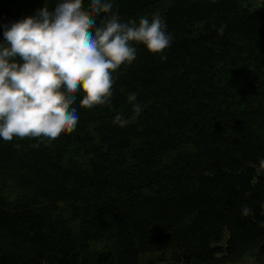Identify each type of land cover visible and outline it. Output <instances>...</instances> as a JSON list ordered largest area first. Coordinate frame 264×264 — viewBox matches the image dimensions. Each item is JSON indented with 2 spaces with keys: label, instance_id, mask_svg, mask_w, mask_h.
<instances>
[{
  "label": "trees",
  "instance_id": "16d2710c",
  "mask_svg": "<svg viewBox=\"0 0 264 264\" xmlns=\"http://www.w3.org/2000/svg\"><path fill=\"white\" fill-rule=\"evenodd\" d=\"M161 1L112 12L124 22ZM55 3L0 0V42ZM157 16L170 46L133 42L109 103L76 94L73 132L38 148L0 139V264L192 263L260 238L264 251V0H173Z\"/></svg>",
  "mask_w": 264,
  "mask_h": 264
},
{
  "label": "clouds",
  "instance_id": "9594fccd",
  "mask_svg": "<svg viewBox=\"0 0 264 264\" xmlns=\"http://www.w3.org/2000/svg\"><path fill=\"white\" fill-rule=\"evenodd\" d=\"M112 8V0H88L87 8L84 0H56L52 9L45 6L3 26L0 139H32L38 148L73 132L79 121L76 94H82L81 108L109 103L113 73L136 59L133 42L153 54L170 46L172 37L158 16L151 22L142 17L137 26L135 20L122 22ZM128 99L133 102L136 95ZM133 110L138 113L140 105ZM114 122L127 123L119 115ZM250 214L245 206L242 215Z\"/></svg>",
  "mask_w": 264,
  "mask_h": 264
},
{
  "label": "rangeland",
  "instance_id": "374dc122",
  "mask_svg": "<svg viewBox=\"0 0 264 264\" xmlns=\"http://www.w3.org/2000/svg\"><path fill=\"white\" fill-rule=\"evenodd\" d=\"M173 0H162L160 3L154 5L149 10L142 12L135 16L134 18L130 20H126L124 22H129L135 20L138 22L140 18H147L148 20L153 19L155 16H157L161 10L167 8L169 4ZM129 63H125L121 67H124L128 65ZM119 68L116 72L113 73V75H116L122 68ZM263 238L244 242L240 244L239 248L233 252V253H217L213 258L207 261H198L195 260L192 263H181V262H175L171 260V258L167 257L165 260H157L158 254H152V253H146L142 255V258L140 260L139 264H148L150 260H153L152 264H229L232 262H239V263H245V264H258L260 262H264V251L260 249V245Z\"/></svg>",
  "mask_w": 264,
  "mask_h": 264
}]
</instances>
